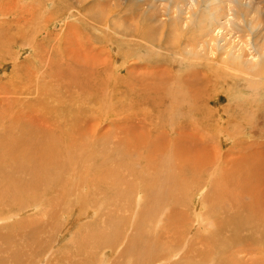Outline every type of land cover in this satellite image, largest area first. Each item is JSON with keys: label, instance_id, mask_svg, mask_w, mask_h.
I'll return each mask as SVG.
<instances>
[{"label": "bare ground", "instance_id": "1", "mask_svg": "<svg viewBox=\"0 0 264 264\" xmlns=\"http://www.w3.org/2000/svg\"><path fill=\"white\" fill-rule=\"evenodd\" d=\"M14 1L10 0V3L14 5ZM83 1L76 0L74 3L79 4L81 2L82 4ZM110 1L108 0L104 3L105 7L109 8L111 5ZM112 1L113 5H118L120 0ZM129 1L131 2L132 0ZM129 1L126 0L125 2L129 3ZM151 1L140 0L136 7L137 12H140L142 11V5H146L143 11L149 14V24H151L147 33L141 31L143 22L141 24H133V21L129 20L134 18L136 11L131 15V18L126 19L120 14L121 11H126L129 8H122L116 10V12L104 9L103 13H101L97 7L99 11L92 12L90 17L84 16L83 20L86 21H83L84 27L94 31V28L99 26L98 31L101 30L100 32L102 33L99 39H105L111 48L115 45V48L119 50V54L122 55H119V57L124 59V53L120 49L126 47H124L125 44L122 46V43L127 41L131 46H137L138 44L134 40L142 38L147 40L145 41L146 43L151 44V36L155 35L152 32H155L154 29L158 26V23L162 22L160 16L166 14L164 13L166 8L171 9L168 14L172 21H177L179 18L176 16L180 13L182 15H187L188 13V20L192 13L197 14V20L199 19L200 21V23H197V33L199 34L198 36L203 37L202 39L198 37L200 55L198 54L197 56H202L204 63L199 64V67L195 66L192 68V72L196 73L197 78V81L195 79L193 81L200 87H204L203 90L205 91L213 88L219 81L223 87L226 85L229 87L226 83H229L233 77L224 76L226 74L222 75V73L213 70V64L221 67L220 63H222V65L225 64L222 66L223 68L241 72L239 75L249 77L244 82L247 85H251L250 87L254 88V90L257 89L260 81L264 79V64H261L258 60L259 58L264 60L262 58L264 53V30L262 28H264V25L262 27L260 20H246L252 15L248 14L249 10H251L247 6L249 0H203L207 5V14L204 13L205 15L202 14L203 11L201 9L197 11L195 7L198 6L200 0H185L184 2L174 0L175 6H173L171 0H165L163 9L152 8L156 5ZM54 3L55 0H45L42 4L41 13L45 14L46 25H50L51 21H53L52 16L59 17L64 12L67 13V17L70 15L71 10L63 5L60 9L54 7ZM9 15L10 13L7 11L0 12V22L2 23L4 18L6 22ZM112 16L115 18V30H112L113 28L110 29L109 19L112 20ZM239 17L241 18L239 19ZM21 18L24 19V17ZM190 20H192V17ZM204 20L208 22L206 29ZM117 22L119 26H116ZM245 23L250 29H248L250 31L249 34L247 29H244L246 28ZM118 28H121V31H118ZM244 30L247 33H243ZM92 31H89V39H98L97 32L95 34ZM158 31L160 32L159 29ZM181 32H183L182 29L178 33ZM193 33L192 30L188 33L186 32L185 35L187 37L191 34L187 39H195ZM250 34H253V38L250 37ZM6 36L9 35L6 34ZM6 36L4 37L6 45L1 42V39L0 46L8 48V46H12V40ZM106 36L108 37L104 38ZM134 50H127L126 48L129 55L130 52L133 55ZM7 51L3 50L2 53L0 52V56L7 53ZM201 53L205 54L201 55ZM255 56L257 57L255 58ZM212 65L213 68L211 69ZM37 68L40 72V66ZM238 69L248 70L242 71ZM35 70L37 71V69ZM39 72L36 76L39 75ZM173 76L175 77L176 75ZM170 87L168 90H173ZM174 88L178 89L175 86ZM152 93L150 91V94ZM140 97H146V94L143 93ZM164 110L166 120L161 118V126L167 127L172 132L175 122L178 121L177 119L180 118L181 120L187 110L182 105L180 107L179 104L173 105L172 103L169 108L165 107ZM175 113H179L176 120L174 119ZM170 115H172V118L168 119L167 116ZM75 118L76 120L78 119L74 115L70 124V128L75 127L70 130L71 134L66 132L69 130V125L66 126L67 124L65 125L59 121L60 124L57 126L56 122H52L55 128L54 131L46 129L44 125L42 131H40L41 124L31 123L30 121L26 123L25 132H20L18 129L16 134L15 132L7 134L4 130L0 131V264H23L25 257L36 253L34 251L36 246L33 248L24 247V250L21 246L22 243L17 241L23 239L24 243L25 240L31 242V237L36 231L43 233L42 226L39 224L43 223L40 222V219L44 220L45 216H47L46 210L42 211L43 213L39 215L42 217L37 222L34 221L35 215L33 216L34 218L28 217L25 220L19 219L20 221L16 223L10 222L14 216L17 217L19 215L18 212L21 211L18 210L19 201L22 198L24 202L23 197H29L32 200L33 204L30 207H40V204L49 206L50 215H48L47 221L44 222H52L51 219L55 215H60V219H63L61 227H64L61 229V233L64 230H69L71 225L78 221L71 213V210L76 207L80 208V203H83L88 208L93 205L96 209L95 213H98L99 217H101L100 223L98 224L97 220L93 222V224H98L96 226L89 227V223L86 222L82 226L87 233L89 231L90 242L92 241L93 245L99 241L102 244H108L111 238H119V236L124 238L127 230L137 231L132 234L133 240L138 241L136 243L139 244L142 252L148 253V256H150V259H145L146 263L144 264H246L245 256L250 252L252 254L256 253V248L250 247V245L259 241L257 235L253 232L259 230L261 233L263 231L261 227H264V175L262 177L261 173L264 172L262 171L264 167L261 162L259 163L257 160L252 162L245 155L244 163L247 160V164L242 166L237 161L233 162L232 160L229 163L226 161L231 169L229 172H225L223 171L224 169L222 170L219 167L218 161L222 156L219 149L212 153L208 149H203L202 153L201 151L199 152L200 156H195L196 160L194 163L184 162L179 156V152L174 149L175 140L168 139V143L166 141L162 143L165 138L161 141L156 139L157 142L154 143L153 139L148 140L145 137H139L138 140L130 139L134 134L131 135L132 133L130 134V131L127 130L128 128L122 127L123 125L117 126L115 131L116 133L118 131L124 137H115L117 134L103 136L106 133H99L97 128L93 129L94 126L91 128L92 124L87 123L85 129L79 126L80 124L77 125L78 121L77 123L73 122ZM262 118L260 117V119ZM48 122L50 123L51 121ZM214 129L216 130V128ZM215 130L211 131L214 132ZM223 131L221 132L223 133ZM90 132L91 135L89 134ZM176 140V143H178V140L182 139L178 138ZM221 142L218 145H221ZM179 144L181 143L179 142ZM226 154L228 155L229 153L226 152ZM223 158L222 160H226L225 157ZM216 163H218L217 166L219 167L217 172L215 170ZM234 167L238 168L239 171L238 169L234 170L236 172L231 171ZM203 181L204 184L200 186ZM256 183H258L257 188H255ZM175 184L186 188L187 199L195 197L191 205V212L194 213V221L191 227L195 225L192 229L189 227V214L185 210H172L169 213L164 202L159 201L161 197H167L171 199L173 205H176L177 193L171 188ZM253 189L255 192L250 193V190ZM84 190L85 192H83ZM198 191L200 194L194 196ZM248 196H250V199L245 200ZM130 198L133 199L130 200ZM70 203H74V206L72 207ZM14 205L16 206L13 208ZM24 208L25 206L23 205ZM153 214L156 217L155 222L147 223L146 227L142 229L139 224L140 218L146 219ZM246 214L249 215L245 217L244 215ZM163 216L164 218L162 219ZM31 218L33 219L25 226V221ZM54 223L56 222L54 221ZM78 224L75 223V225ZM210 227L212 228L210 229ZM140 229H142L141 232ZM165 231L170 233H165ZM260 233L258 234L264 237V233ZM81 236L84 238L83 235ZM34 239H37V237H34ZM82 243H84V240L80 243L78 241L74 242L73 248L79 247ZM10 248L13 250H10ZM42 253L44 254L43 250ZM31 259H33V256L29 260ZM137 260L139 261V259ZM79 262L78 264H81Z\"/></svg>", "mask_w": 264, "mask_h": 264}, {"label": "rangeland", "instance_id": "2", "mask_svg": "<svg viewBox=\"0 0 264 264\" xmlns=\"http://www.w3.org/2000/svg\"><path fill=\"white\" fill-rule=\"evenodd\" d=\"M75 1L55 0L54 7L60 9L63 5L71 10L70 15L67 17V13L64 12L61 15L62 17L52 16L53 21H51L50 25H46L45 14L41 13L42 4L45 0H15L14 5L10 3V0H0V12L7 11L10 13L6 22L5 18L2 23L0 22V40L2 39L1 42L6 45V41L4 40L6 34L9 35L6 37L12 40V46H8V48L0 46L1 53L3 50H8L7 53L0 56V131L4 130L7 134L14 132L16 134L17 129L20 132H25L26 123L29 121L41 124L40 131H42L43 125L46 129L54 131L55 128L52 122H56V126L60 124L59 122H62L65 125L67 124L66 126L69 125V130L66 132L71 134L70 130L75 127L70 128V124L75 115L78 119L76 120L75 118L73 122L77 123L78 121L77 125L80 124L79 126L84 127V129L87 123L92 124L91 128L94 126L93 129L97 128L99 133H106L103 136L117 134L115 137H124L121 133L118 131L116 133L115 131L117 126L123 125L122 127L128 128L127 130L130 131V134L132 133L131 135L134 134L130 139L138 140L139 137H145L148 140L153 139L154 143L157 142L156 139L161 141L165 138L162 143H165V141L168 143V139L175 140L174 149L176 152H179V156L184 162L194 163L196 160L195 156L201 155L200 151L202 153V151L208 149L212 153L219 149L222 155L220 160L224 159L223 157L226 159L218 161L219 167L222 170L224 169L223 171L225 172H229L231 169L228 164L229 161H237L242 166L247 164V160L244 163V159H246L245 155L252 162L255 160L259 163L261 162L264 167V86H262L264 85V81H262L264 79L260 81L257 87L258 90H254V88L250 87L251 85H247L244 82L249 77L239 75L241 72L223 68L222 66L225 64L222 65L220 63L221 67L213 64L214 68L212 65L211 69L213 68V70L222 73V75L226 74L224 76L233 77V79L229 83H226L229 87L226 84L223 87L219 81L213 88L207 89V91L203 90L204 87H200L195 82L197 81L196 73L192 72V68L195 66L199 67V64L204 63L202 56H197L200 53L198 37L200 39L203 38L202 36H198L199 34L197 33V23H200L199 19L197 20V14L192 13V20H190L191 17L188 20V13L187 15L180 13L176 16L179 19L172 21L168 14L171 9L166 8V12H164L166 16H160L162 22L158 23V26L154 29L155 32H152L155 35L151 36V44L146 43L145 41L147 40L142 38H137L136 40L133 38L134 42L138 44L137 46H131L125 41V43H122V46L125 44L124 47L127 50H135L133 51V55H131V52L129 55L126 48L122 47L123 50L121 48L120 51L125 54H123L124 59H122L119 57V55H122L119 54V50L115 48V45L111 48L105 39H99L102 34L101 30L98 31L99 26H96L94 31L84 27V16L90 17L92 12L99 11V9L103 13L104 9L116 12V10L122 8H129L126 11H121L120 14L126 19L131 18V15L136 11L134 18L129 20L133 21V24H141L143 22L141 31L147 33L148 27L151 24H149V14L143 11L146 5H142V11L137 12L136 7L140 0L137 2L135 0L131 2L127 0L129 3H126V0H120L118 5H113V1L111 0V5H108L109 8L104 5L108 0H84L82 4L81 2L79 4L74 3ZM182 1L184 2L185 0ZM151 2H154L156 5L152 7L154 9L156 7L163 9L165 4V0H152ZM171 2L175 6L174 0H171ZM248 3L247 6L252 10V13L247 6L245 7L249 10L248 14L252 15L249 19L246 18V20H260L263 27L264 0H249ZM204 4L205 2L200 0L198 6H195L197 11L198 9L203 11V15L207 14V5ZM21 17H24V19ZM109 23L110 29L113 28L112 30H115L114 17L112 20L109 19ZM207 23L205 29L208 27ZM116 26H119L118 22ZM247 26L246 24V28L244 29L248 31L249 27ZM120 29L118 28L117 30L121 31ZM180 29L183 32L178 33ZM262 29L264 30V28ZM190 30L194 32L193 37L195 39H187L191 34L187 37L185 33L190 32ZM245 30L243 33H247ZM89 31L95 32V34L97 32L98 39H89ZM249 33L250 31H248ZM252 35L250 34L251 38H253ZM262 55L264 59V53ZM260 59H258L260 63L264 64V60L261 59V62ZM38 66L41 68V74L38 71ZM238 70L247 71L248 69ZM38 72L39 75L36 76ZM40 75L41 77H39ZM173 75L176 76L174 77ZM194 79L195 81H193ZM162 81L165 82L163 83ZM261 82L263 83L261 84ZM168 86H171L170 89L173 90H168ZM174 86L178 89H175ZM150 91L153 93L150 94ZM140 93H145L146 97H140ZM171 103L173 105L179 104L180 107L181 105L184 106L187 110L185 114L188 115L184 114L181 120L180 118L177 119L178 121L175 122L172 132L167 127L161 126V118L165 119L164 109L165 107L169 108ZM228 106L229 108H227ZM161 112L162 114L160 115ZM178 114L175 113V120ZM166 115L168 114L166 113ZM260 117L263 118L260 119ZM167 118L171 119L172 115L167 116ZM48 121L51 122L49 123ZM218 129L220 130L217 131ZM211 130L215 131L212 132ZM89 134L91 135V132ZM219 136L220 138H218ZM125 137L129 138L130 136ZM178 138L182 139L185 143L182 140H178V143H176V139ZM220 141H222L221 145H218ZM224 150L229 154L227 155ZM240 157L243 158L240 159ZM218 163L215 164L216 172L219 168L217 166ZM237 169L234 167L231 171L236 172L234 170ZM261 173L263 177L264 172ZM203 184L204 181L200 186ZM257 187L258 183L255 185V188ZM171 188L177 193L176 205H173L171 199L167 197H161L159 201L164 202L169 213L172 210H185L189 214V227H191L194 221L191 205L195 197L187 199L186 188L182 185L175 184ZM253 192H255L254 189L250 190V193ZM199 194L200 192L198 191L194 196ZM23 198L24 202L22 198L19 201L18 210H21L18 212L19 215L17 217L14 216L10 222L16 223L20 221L19 219L25 220V218L33 217L34 215L36 217L34 221L37 222L42 217L39 216L43 213L42 211H47V216H45L44 220L40 219V222L43 223L39 224L42 226L43 233L41 234L40 231H36L31 237V242L25 239V243L23 239L17 241L22 243L23 249L24 247L33 248L36 246L34 249L36 253L25 257L23 264H29L30 262L31 264H78L79 261L81 264H129V261L130 264H144L146 263V258L150 259L148 253L142 252L139 244L136 243L138 241L133 240L132 234H135L137 231L127 230V236L125 235L124 238L119 236V238H111L108 244H102L99 241L93 245L92 241L90 242L89 231L87 233L85 228L82 227L86 223H89V227L100 223L101 217H99L98 213H95L96 209L91 204L88 208L83 203H80V208L76 207L71 210V213L79 221L75 223L79 224L75 225L74 223L69 230H64L61 233V229L64 227H61L63 219H60V215H55L51 219L52 222H44L47 221L48 215H50L49 206L47 204H40V207H30L33 204L32 200L29 197ZM132 199L130 198V200ZM249 199L250 196L245 198V200ZM23 205L25 206L24 209ZM70 205L73 207L74 203H70ZM153 215L146 219L140 218L139 224L142 229L146 227L147 223L155 222L156 217ZM247 215L249 214L244 216L246 217ZM33 218L26 220L25 226ZM122 218L126 219L125 217ZM97 220L98 224H93ZM49 225L52 227L50 228ZM142 229H140V232ZM261 229L263 230L261 233L258 229L257 232L263 234L264 227H261ZM257 232L255 230L253 233L257 235L259 241L250 245L251 248L254 247L257 251L255 254L250 252L245 256L246 264H264V237ZM165 233L170 232L165 231ZM62 235L64 236L62 237ZM34 237H37V239H34ZM83 240L84 243L82 245L84 246L80 245L77 248H73L74 242L78 241L80 243ZM87 249L89 250L87 251ZM10 250L13 249L10 248ZM31 256H33V259L29 260Z\"/></svg>", "mask_w": 264, "mask_h": 264}]
</instances>
